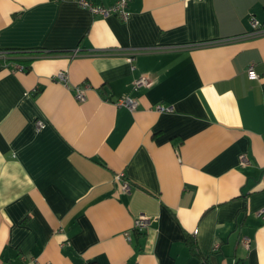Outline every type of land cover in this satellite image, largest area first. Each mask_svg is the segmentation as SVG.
Listing matches in <instances>:
<instances>
[{
    "label": "crops",
    "instance_id": "crops-1",
    "mask_svg": "<svg viewBox=\"0 0 264 264\" xmlns=\"http://www.w3.org/2000/svg\"><path fill=\"white\" fill-rule=\"evenodd\" d=\"M78 1L0 0V264H264V0Z\"/></svg>",
    "mask_w": 264,
    "mask_h": 264
},
{
    "label": "built area",
    "instance_id": "built-area-1",
    "mask_svg": "<svg viewBox=\"0 0 264 264\" xmlns=\"http://www.w3.org/2000/svg\"><path fill=\"white\" fill-rule=\"evenodd\" d=\"M78 3L81 7L88 9L94 15H99L103 17L109 16V15H116L122 20H127L130 17L129 0H116L112 5H108V6L97 4L91 0H79ZM250 23L254 31H261V23L256 17L252 16L250 19ZM1 53L2 52L0 51V56L2 55ZM4 55H6V53ZM128 60L132 64V68H135V65L133 64L134 57L129 56ZM18 68L23 69V66H19ZM247 73H248L249 79L251 80L259 78V74L257 73L255 69L254 63H251L248 65ZM55 78L65 83H67L68 81L67 73L65 71H59L55 75ZM148 83H149L148 77L146 75H142L133 81V87L134 89H138L142 86H147ZM75 97L79 101H84L86 99L83 89H81V87L79 86L76 87ZM115 103L120 106H126L130 110H134L138 106V100L129 95H124L118 98ZM172 108L173 107L165 106L163 104L156 105V109L161 112L171 111ZM37 122H38L37 123L38 128L43 127L44 123L42 120H38ZM249 162L250 160L247 157V155L244 154L241 156V163L243 165H247ZM116 179L117 181L121 183L122 189L125 192L130 190V183L124 178V173L118 174L116 176ZM258 214L260 217L264 219V208H262L258 212ZM149 223H150V217H148V215L144 213H141L137 215V217L134 219L133 228L141 232H144V230L147 228ZM196 231L197 229H195L194 233H196ZM242 242L246 247L250 246V239L248 238V236H242Z\"/></svg>",
    "mask_w": 264,
    "mask_h": 264
},
{
    "label": "trees",
    "instance_id": "trees-1",
    "mask_svg": "<svg viewBox=\"0 0 264 264\" xmlns=\"http://www.w3.org/2000/svg\"><path fill=\"white\" fill-rule=\"evenodd\" d=\"M2 51H5L6 55H16V54H20V53H24L26 52L25 49H22V48H6V49H3ZM33 52V51H31ZM25 60H29V59H25ZM27 69L29 68V66H25Z\"/></svg>",
    "mask_w": 264,
    "mask_h": 264
}]
</instances>
